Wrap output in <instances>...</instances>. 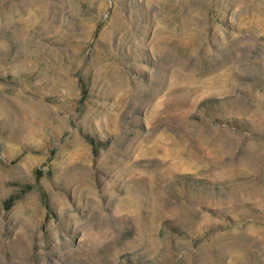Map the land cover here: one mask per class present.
Here are the masks:
<instances>
[{"label": "rangeland", "instance_id": "374dc122", "mask_svg": "<svg viewBox=\"0 0 264 264\" xmlns=\"http://www.w3.org/2000/svg\"><path fill=\"white\" fill-rule=\"evenodd\" d=\"M0 264H264V0H0Z\"/></svg>", "mask_w": 264, "mask_h": 264}]
</instances>
